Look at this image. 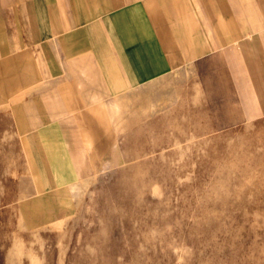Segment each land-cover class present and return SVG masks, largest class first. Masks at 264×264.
<instances>
[{"label":"rangeland","instance_id":"374dc122","mask_svg":"<svg viewBox=\"0 0 264 264\" xmlns=\"http://www.w3.org/2000/svg\"><path fill=\"white\" fill-rule=\"evenodd\" d=\"M107 108L99 164L59 185L0 105V264H264V115L233 46Z\"/></svg>","mask_w":264,"mask_h":264},{"label":"crops","instance_id":"0c3cea01","mask_svg":"<svg viewBox=\"0 0 264 264\" xmlns=\"http://www.w3.org/2000/svg\"><path fill=\"white\" fill-rule=\"evenodd\" d=\"M230 46L262 116L264 0H0V105L65 184L99 164L109 102Z\"/></svg>","mask_w":264,"mask_h":264}]
</instances>
